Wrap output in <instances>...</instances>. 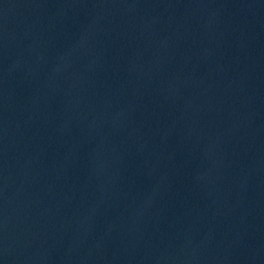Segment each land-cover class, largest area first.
<instances>
[{
	"label": "water",
	"instance_id": "obj_1",
	"mask_svg": "<svg viewBox=\"0 0 264 264\" xmlns=\"http://www.w3.org/2000/svg\"><path fill=\"white\" fill-rule=\"evenodd\" d=\"M0 264H264V0H0Z\"/></svg>",
	"mask_w": 264,
	"mask_h": 264
}]
</instances>
